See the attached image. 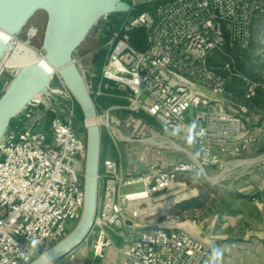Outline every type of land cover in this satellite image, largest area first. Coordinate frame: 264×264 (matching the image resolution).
<instances>
[{"label":"built area","instance_id":"built-area-1","mask_svg":"<svg viewBox=\"0 0 264 264\" xmlns=\"http://www.w3.org/2000/svg\"><path fill=\"white\" fill-rule=\"evenodd\" d=\"M125 1L132 7L113 26L99 68L88 71L90 93L117 100L97 110L101 131L117 149L121 121L112 111L127 109L148 115L192 151L188 160L151 164L134 174L119 157L101 155L95 211L84 238L91 237L94 254L103 256L114 244L112 234L120 236L121 264H201L208 251L206 239L183 227L185 220L173 209L179 200L167 210L148 207L172 188L188 189L180 175L200 170L209 178L208 168L222 175L245 160L264 163V150L258 157H242L253 151L259 134L264 138V121L254 124L245 103L222 97L231 95L225 92L231 77L242 80L243 98L257 94L260 82L238 69L234 51L249 47L251 25L264 13V0H144L149 8L136 13L139 2ZM135 28L143 32L140 46L131 40ZM35 34L36 28L28 26L27 37ZM56 75L57 82L51 78L46 91L13 117L0 138V264L30 263L37 253L26 254L28 242L40 240L39 249L45 251L81 216L86 134L73 127V108L56 100V95L75 100ZM190 107L194 113L186 119ZM141 121L134 133H145ZM189 134L195 137L193 143L186 139ZM195 153L199 156L194 158ZM127 227L138 228L137 236L122 230ZM63 256L74 264L72 251Z\"/></svg>","mask_w":264,"mask_h":264},{"label":"water","instance_id":"water-1","mask_svg":"<svg viewBox=\"0 0 264 264\" xmlns=\"http://www.w3.org/2000/svg\"><path fill=\"white\" fill-rule=\"evenodd\" d=\"M131 7L125 0H0V51L8 47L12 36L19 33L37 10L47 13L42 39L43 55L20 68L0 96V138L13 117L38 92L42 94L46 91L54 73L71 91L80 106L83 119L97 117L91 93L73 58V52L98 19L109 13L125 12ZM85 127L87 152L81 216L66 236L45 251L39 249L37 256L28 264H52L83 240L92 223L97 195L101 128L99 122L85 123ZM41 256L45 259H41Z\"/></svg>","mask_w":264,"mask_h":264},{"label":"crops","instance_id":"crops-1","mask_svg":"<svg viewBox=\"0 0 264 264\" xmlns=\"http://www.w3.org/2000/svg\"><path fill=\"white\" fill-rule=\"evenodd\" d=\"M91 79L93 83L96 82L95 78ZM247 102L251 103L250 100H247ZM113 113L115 114V112ZM263 121L264 119L261 121L256 120V118L252 119L254 124H260ZM142 122L144 121H141L142 126L140 127L146 133L142 137L134 133L137 121L130 124V129L127 128L128 133L120 128L122 124L117 125L121 132V137L118 140L119 147L116 149L110 137L106 135L105 141L101 145V155L119 157L122 165L125 164L123 167L130 174L145 170L151 164L168 166L177 161L190 158L191 146L170 134L175 138L171 139L175 143L172 146L168 143L167 146L163 145L162 143L165 140L159 139L157 141V137H161L160 134L154 130L150 131L151 128H148L146 122ZM130 144H139L142 149H137L138 151L133 154L129 152ZM121 147L124 149L122 154L120 153ZM263 150L264 138L263 135L259 134L253 151ZM245 162L248 163V160H245ZM261 182L264 183V178ZM137 187L139 186L126 188ZM156 206L161 208V204ZM184 220L182 225L191 234L206 239L208 251L201 264H205L208 260L213 245L230 246V249L224 255L223 264H264V184L252 188H238L235 192H228L225 197L217 190L215 193L210 192V196L203 207L187 212ZM73 227V224L70 225V230ZM122 230L129 232L132 237L137 236L139 232L136 227H127ZM91 239V237L84 238L72 248L74 264H121V256L117 250V247L122 244L117 241V239L122 241L120 236L112 234L114 244L105 248L103 256L94 254ZM52 264L70 263L67 257L62 256Z\"/></svg>","mask_w":264,"mask_h":264},{"label":"rangeland","instance_id":"rangeland-1","mask_svg":"<svg viewBox=\"0 0 264 264\" xmlns=\"http://www.w3.org/2000/svg\"><path fill=\"white\" fill-rule=\"evenodd\" d=\"M139 3L143 2L144 0H137ZM123 15V12H114V14L111 17L103 16L92 26L90 31L88 32L85 39L82 41V43L76 48V50L73 52V58L76 61H78L79 67H81L84 71L83 76L86 83L89 84V76L88 71L94 69V55L95 53L99 52L101 49H104V37L107 32V22L110 23L111 19L119 20V18ZM47 22V13L44 10H37L27 21L26 25L19 31V33L12 36L10 40L13 42H26L30 47H32L36 54L39 56H42L44 51L42 49V39L43 34L45 30ZM112 23V21H111ZM113 24H116V21L113 22ZM34 26L36 28V34L32 36L31 38H28L26 35V29L28 26ZM131 36L135 37V40L141 41L143 38V32L141 28H135L131 30ZM236 61L241 64L244 68H249L253 70V73L255 74V77H257L260 80V87L264 91V18H256L253 22L252 26V39L251 44L248 49L244 51H235L234 52ZM5 57V53L0 55V96L3 94V92L6 90V88L9 86L11 81L15 78L17 71L19 70L18 67H7L2 64V60ZM52 83L57 82V75L56 73L53 74ZM200 92L203 94L214 97L211 92L205 88H198ZM40 95H37L36 97H40ZM226 102L235 101L237 103H246V105L249 108V116H252L253 118H256V120H262L264 119V96L261 98V101L258 103H254L253 101L247 102L246 99L243 98V95L241 97L238 96H231V95H224L222 96ZM56 100L60 102L62 107H69L73 108L74 111V119H73V127L76 131H79L81 133L86 134V127H85V120L83 117L79 116L76 113L77 105L75 103V100H65L59 95L55 96ZM117 100H115L116 102ZM233 105V104H232ZM115 114L120 119L121 124L120 128L125 132L128 133L130 129V124L135 123L139 119H142L144 122H146V125H148V128H151V130L157 131L158 134H160L161 137H157V141L159 139L165 140L163 142V145H166L168 143V139H175L174 137L170 136L168 132H166L159 124H157L151 117H149L146 114H139L135 111L127 110V109H114ZM194 113V108L190 107L184 112V117L188 119L190 116H192ZM252 118V119H253ZM142 122V123H144ZM129 125V127H128ZM142 126V124L140 125ZM141 129V128H140ZM139 129V130H140ZM143 132V129H141ZM135 133V135L142 137L143 134L146 135V133ZM147 132V131H146ZM161 144V145H162ZM169 144V143H168ZM170 145V144H169ZM141 145L136 144H130L129 145V152H132L135 154L138 150H141ZM172 146V145H170ZM138 149V150H137ZM124 149L120 148V153L122 154ZM116 151L114 150V153ZM118 153V152H117ZM262 151H253L252 153L245 154L242 157L251 159L254 157H258ZM125 166V164L123 163ZM200 173L197 175V173ZM225 174L220 175L218 171L212 170L208 168L206 170V175L209 176L210 180H215V183H211L210 180L200 171L195 170L191 174H188L187 177L179 178L180 181H185L188 189L186 188H172V190L169 191V195L164 197L163 199L153 202L154 205L161 204L164 210V203L167 201H175V200H182L184 198H187L189 195L193 193H198L199 188L198 186H202L204 188H201V191L208 190L211 193H214V189L219 191L223 196L225 197L228 192H235L238 188H252L257 185L264 184L261 182L264 178V163L262 160H256L252 163H247L237 166L234 168H227L226 171H224ZM214 178V179H213ZM174 187L177 186L176 183H174ZM194 195V194H193ZM157 203V204H156ZM161 210V209H160ZM189 217V216H188ZM181 219H185L184 216H180ZM186 224V223H185ZM72 225V222L70 223ZM119 243H122V241L118 240Z\"/></svg>","mask_w":264,"mask_h":264},{"label":"trees","instance_id":"trees-1","mask_svg":"<svg viewBox=\"0 0 264 264\" xmlns=\"http://www.w3.org/2000/svg\"><path fill=\"white\" fill-rule=\"evenodd\" d=\"M148 8H149V4L148 3L141 2V3H138L133 8V12L136 13V12H139V11H142V10H146ZM113 14L114 13H109V14L106 15V17H111ZM256 18H260V19L262 18L263 19L264 18V13L262 15H260V16H257ZM255 19L253 20V22L255 21ZM111 21H112V23H111ZM115 21H116V24H117L118 20H115L114 18L110 20V23L107 22V27L110 28V29H108L106 34H105V37H104L105 41H107L109 39V37L111 36L112 28L115 25V24H113V22H115ZM253 22H252V25H251V29H252V26H253ZM131 40H132L134 45H136V46L139 45V41L135 40V37L131 36ZM250 44H251V42H250ZM248 48H246V49H248ZM246 49H242V50H239V51H244ZM236 51H238V50H236ZM104 53H105L104 49H101L99 52L95 53L93 60H94V64H95L94 67L96 69H98L99 66L101 65V61H102ZM237 67L244 74H246V75H248V76H250V77H252V78H254V79H256V80H258L260 82V80L257 77H255V74L253 73V70H251L249 68H244L238 62H237ZM225 92L226 93H230L233 96L241 97L242 96V80L239 79V78H236V77H231L227 81V83L225 85ZM91 96H92L93 102L95 104L96 110H99L100 108H106V107L116 103L115 102V98L110 97V96H106V95L94 96L92 94H91ZM263 96H264V91H263V89L261 87H259L256 96L253 97L252 99H250V101H253L254 103H258V102L261 101V98ZM75 103L77 105L76 113L79 116L83 117V113H82V111L80 109L79 104L76 102V100H75ZM11 121H10V123H11ZM105 138H106V134L102 130L101 131V145L105 141ZM100 156H101V151H100ZM186 177H187V175H180L179 176V178H184V179ZM198 188L200 190H199V192L197 194L189 196L187 198H184V199L179 200L178 202H176V204L174 205V208H173L174 212L176 214H178L179 216H184L185 217L187 212L193 211L195 209H201L203 207L205 201L210 196V192L208 190L201 191V188H204L202 186H198ZM213 191H214V193L216 192L215 189Z\"/></svg>","mask_w":264,"mask_h":264},{"label":"bare ground","instance_id":"bare-ground-1","mask_svg":"<svg viewBox=\"0 0 264 264\" xmlns=\"http://www.w3.org/2000/svg\"><path fill=\"white\" fill-rule=\"evenodd\" d=\"M3 53H5V57L2 60V64L7 67H18L19 69L22 68L25 64L32 62L39 57V55L36 54L35 50L32 47H30L26 42L21 41L13 42L12 40H10L8 47L0 51V55ZM37 95H40V93L38 92ZM91 122H99V120L97 117L85 119L86 124H89ZM170 203L171 201H167L164 203V210H167ZM149 205V210H154L158 208V206L154 204Z\"/></svg>","mask_w":264,"mask_h":264},{"label":"clouds","instance_id":"clouds-1","mask_svg":"<svg viewBox=\"0 0 264 264\" xmlns=\"http://www.w3.org/2000/svg\"><path fill=\"white\" fill-rule=\"evenodd\" d=\"M196 127V123L193 122L190 126H189V132L191 133V131L193 129H195ZM178 131V130H177ZM187 141L189 143H193L194 140H195V137L191 134H189L187 137H186ZM199 156V153H195L194 154V158L195 157H198ZM200 173L198 172L197 175H199ZM41 241L38 240V239H33L31 240L30 242H28V247L26 249V254L28 256H31L32 254L34 253H38L39 252V247L41 245ZM230 249V246L228 245H224V246H216V245H213L211 247V251H210V254H209V258L208 260L205 262V264H223V258H224V255L225 253ZM41 259H45L44 256H41Z\"/></svg>","mask_w":264,"mask_h":264}]
</instances>
